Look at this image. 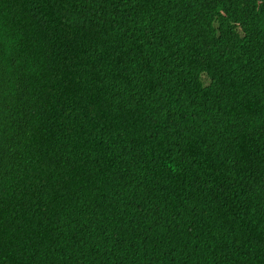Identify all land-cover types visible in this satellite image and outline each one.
<instances>
[{"label": "trees", "instance_id": "1", "mask_svg": "<svg viewBox=\"0 0 264 264\" xmlns=\"http://www.w3.org/2000/svg\"><path fill=\"white\" fill-rule=\"evenodd\" d=\"M230 1L0 0V264H264V0Z\"/></svg>", "mask_w": 264, "mask_h": 264}, {"label": "clouds", "instance_id": "2", "mask_svg": "<svg viewBox=\"0 0 264 264\" xmlns=\"http://www.w3.org/2000/svg\"><path fill=\"white\" fill-rule=\"evenodd\" d=\"M224 2L229 8L231 6L230 0H220ZM257 1V0H254ZM253 7V4L248 5ZM239 9L246 8L243 5L238 6ZM67 47L65 50L68 52V59L76 62L82 63L83 61H89L93 54L95 53L94 49L90 48L88 44L89 41H79L77 39L67 37L66 39ZM245 48V42L241 43L240 53L243 54ZM57 67L59 68V73L55 76H50L47 83L54 84L56 80L62 77L64 72L66 71L60 64L58 63ZM202 75L205 77L206 83H204L201 79ZM195 88L200 91L202 94H206L209 90L217 89L223 86L221 78L210 71H201L198 75V79L196 81H191Z\"/></svg>", "mask_w": 264, "mask_h": 264}, {"label": "rangeland", "instance_id": "3", "mask_svg": "<svg viewBox=\"0 0 264 264\" xmlns=\"http://www.w3.org/2000/svg\"><path fill=\"white\" fill-rule=\"evenodd\" d=\"M66 39H67V36L65 38L64 43L55 51L56 52V56L62 57L63 60L66 59V51H65V48L67 47ZM88 44L90 45V48H92L91 47L92 42H88ZM92 49H95V48H92ZM59 62H61V61L54 60L51 63H54L57 66ZM48 79H49V77L48 78H44L43 81L47 83ZM201 79H202V81L204 83H206L205 77L203 75H202Z\"/></svg>", "mask_w": 264, "mask_h": 264}]
</instances>
